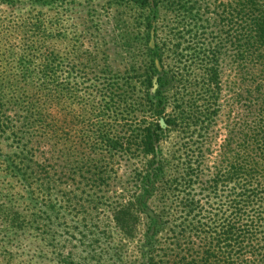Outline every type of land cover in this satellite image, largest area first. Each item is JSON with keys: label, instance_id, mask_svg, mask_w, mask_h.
Returning <instances> with one entry per match:
<instances>
[{"label": "trees", "instance_id": "trees-1", "mask_svg": "<svg viewBox=\"0 0 264 264\" xmlns=\"http://www.w3.org/2000/svg\"><path fill=\"white\" fill-rule=\"evenodd\" d=\"M130 1L146 11L138 26L153 42L144 72L138 82L110 78L86 87L120 126L133 127L128 140L142 153L138 201L145 195L159 205L137 241L145 250L130 263L264 264V0ZM22 2L0 0V146L10 141V150L0 147V243L16 230L32 231L63 263L82 264L94 251L79 237L87 228L78 221L77 237L66 229L58 239L55 231L74 198L59 195L56 183L91 178L84 159L70 157L82 156L72 142L80 129L74 135L53 112L69 90L68 69L49 50V31L18 9ZM78 87L73 82L71 90ZM224 115L226 135L214 150ZM118 204L117 222L132 237L143 211ZM158 222L170 224L163 240ZM66 234L74 243L65 254ZM107 239L104 254L122 262Z\"/></svg>", "mask_w": 264, "mask_h": 264}, {"label": "rangeland", "instance_id": "rangeland-1", "mask_svg": "<svg viewBox=\"0 0 264 264\" xmlns=\"http://www.w3.org/2000/svg\"><path fill=\"white\" fill-rule=\"evenodd\" d=\"M18 9L22 13L33 14L44 26L43 29L49 31L46 37L48 48L68 69L65 75H68L70 81L69 90H64L62 101L58 100L53 104V112L60 122L69 123L74 135H77L80 129L82 137L79 141L75 139L72 142L79 150L75 151V155L80 153L82 156L70 157L73 162L84 159L87 163L84 170H90L85 177L91 178L78 185L69 179L64 184L56 183V189L62 190L58 192L59 195L62 192L65 197H74L70 198V208L65 207V224H59L62 223L61 214L56 217L57 239L59 233L66 229L71 232L69 236L74 233L76 236L73 237H77V230L72 226H77L76 222L79 221L81 226L87 228V236L81 234L79 237L94 249L93 254L83 260L82 264H131L135 254L145 250L137 241L147 231L151 223L150 218L154 216L153 210L159 205L155 203V199L151 200V197L147 198L145 195L142 201H138L142 198L141 187L134 183V176L135 164L142 160V153L128 140L132 138V134L126 129L133 127H125L123 123L120 126L116 116H112L104 106L97 103L91 89L86 87H92L97 80L101 82L110 78H118L121 82H138L139 73L144 72L140 68L147 64L148 60L146 48L151 47L153 43L151 38H147V27L138 26L139 16H146V11L130 0H23ZM3 65L0 62V67ZM78 76H85L87 79L84 82L75 81ZM97 77L99 79H96ZM73 82L80 84L78 90H71ZM139 118L143 121L146 117L140 113ZM226 120L227 115H224L218 122L214 150L225 138ZM162 121L164 119L161 117L160 122ZM169 140L172 139L169 137ZM8 142L10 141L1 144V152L10 150L7 147ZM94 159L99 167L90 165L95 163ZM59 170L61 171V168ZM105 180V184L101 183ZM118 202L132 203L143 211L137 228L133 229L131 226L132 237L117 222ZM78 203L81 204L80 213L73 210L74 204L79 206ZM58 205L56 202V209H59ZM57 215L56 210L55 216ZM1 223L5 224V219L0 215V226ZM157 224V237L163 240L169 234L170 224ZM14 233L5 240L1 238L0 244L3 246L0 248V264H66L60 261L57 254L52 252L35 232L16 230ZM107 237L111 242L110 251L121 250L122 262L118 260L117 255L111 257L104 254L107 248L104 242L108 243ZM119 237L126 239L123 241L125 246H121ZM73 243L74 239L70 237L64 241L65 254L72 248ZM168 255L170 256V253Z\"/></svg>", "mask_w": 264, "mask_h": 264}, {"label": "water", "instance_id": "water-1", "mask_svg": "<svg viewBox=\"0 0 264 264\" xmlns=\"http://www.w3.org/2000/svg\"><path fill=\"white\" fill-rule=\"evenodd\" d=\"M161 124H162V126H164V124H165V121H162V122H161Z\"/></svg>", "mask_w": 264, "mask_h": 264}]
</instances>
